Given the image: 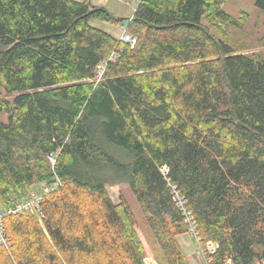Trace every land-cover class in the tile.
Segmentation results:
<instances>
[{"label":"trees","instance_id":"1","mask_svg":"<svg viewBox=\"0 0 264 264\" xmlns=\"http://www.w3.org/2000/svg\"><path fill=\"white\" fill-rule=\"evenodd\" d=\"M223 2L139 0L126 19L0 0V207L41 195L43 214L4 218L0 264H146L139 230L159 264H189L188 212L214 264L264 258V54L231 42L247 13Z\"/></svg>","mask_w":264,"mask_h":264},{"label":"rangeland","instance_id":"2","mask_svg":"<svg viewBox=\"0 0 264 264\" xmlns=\"http://www.w3.org/2000/svg\"><path fill=\"white\" fill-rule=\"evenodd\" d=\"M93 4L106 6L117 17L129 18L133 15L138 0H90ZM223 8L229 14L240 19L244 13H247V20L241 28H232L229 38L234 45H237L246 52H256L264 54V11L258 8L255 0H224ZM127 21V20H126ZM93 24L109 31L118 38H123L126 32L123 25H112L103 21L95 20ZM43 183L36 184L33 187L35 193H41ZM109 193L112 199L119 201V194L125 190L121 185H109ZM146 250V264H159L155 253L148 240V236L143 230L138 232ZM189 264H204L203 257L199 251L198 242L190 231L179 235L178 237Z\"/></svg>","mask_w":264,"mask_h":264},{"label":"built area","instance_id":"3","mask_svg":"<svg viewBox=\"0 0 264 264\" xmlns=\"http://www.w3.org/2000/svg\"><path fill=\"white\" fill-rule=\"evenodd\" d=\"M126 41H130V43L134 44L136 39L133 38L132 36H130L129 34L125 33L123 35V38ZM105 69V63L103 62L102 64L98 65V71L100 74L103 73ZM53 162H55V158H51ZM167 172V170L165 171ZM44 190H49V188L47 186L43 187ZM41 195L40 196H35L32 197L30 199H26L20 203H17L13 206L7 207V208H1L0 207V243L5 245L6 247H9V238L6 232V228H5V224H4V218L9 215V214H16L25 210H29V211H34L37 212L40 217L43 216L42 214V210H41V206H40V202H41ZM176 199H180L179 197H177ZM187 219L186 222L188 223L189 226V231L191 233H193V235L195 236L199 247V251L203 257L204 260V264H214L213 263V258L211 256V254H213L217 248H218V243L213 242V241H209L205 244L201 243L200 238L197 236V233L195 232V221L192 220V217L189 216V212L187 213ZM225 264H236L232 258L230 257H226L225 259ZM252 264H264V258L255 261Z\"/></svg>","mask_w":264,"mask_h":264},{"label":"bare ground","instance_id":"4","mask_svg":"<svg viewBox=\"0 0 264 264\" xmlns=\"http://www.w3.org/2000/svg\"><path fill=\"white\" fill-rule=\"evenodd\" d=\"M101 64H102V63H101ZM99 65H100V64H99ZM104 70H105V69H104ZM103 73H104V71H103ZM103 73H102V74H103ZM102 74H100L99 71H98V78L102 77ZM195 230H196V229H195ZM211 255L213 256V254H211ZM213 262H214V257H213Z\"/></svg>","mask_w":264,"mask_h":264},{"label":"water","instance_id":"5","mask_svg":"<svg viewBox=\"0 0 264 264\" xmlns=\"http://www.w3.org/2000/svg\"><path fill=\"white\" fill-rule=\"evenodd\" d=\"M120 18V17H119Z\"/></svg>","mask_w":264,"mask_h":264}]
</instances>
